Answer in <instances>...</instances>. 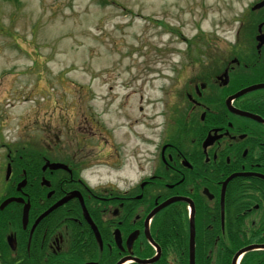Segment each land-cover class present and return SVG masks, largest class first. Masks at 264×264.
I'll use <instances>...</instances> for the list:
<instances>
[{
	"label": "flooded vegetation",
	"instance_id": "flooded-vegetation-1",
	"mask_svg": "<svg viewBox=\"0 0 264 264\" xmlns=\"http://www.w3.org/2000/svg\"><path fill=\"white\" fill-rule=\"evenodd\" d=\"M234 4L240 10L224 25L228 34L199 39L209 46L195 52L205 63L181 90L186 106L177 127L165 126L156 142L147 138L149 148L135 149L132 164L107 163L113 155L103 151L106 163L93 164L74 137L62 140L65 150L48 144L33 157L3 148L0 264H117L157 253L154 264H191V245L195 264L206 257L205 264H264L263 249L250 252L264 247V88L255 89L264 86V0ZM50 133L61 142L60 131ZM99 166L109 169L92 186ZM128 166L139 174L119 189L110 175H126ZM11 197L20 202L5 204Z\"/></svg>",
	"mask_w": 264,
	"mask_h": 264
},
{
	"label": "rangeland",
	"instance_id": "rangeland-1",
	"mask_svg": "<svg viewBox=\"0 0 264 264\" xmlns=\"http://www.w3.org/2000/svg\"><path fill=\"white\" fill-rule=\"evenodd\" d=\"M231 4L0 0V155L4 146L29 157L47 153L48 144L65 150L62 140L74 137L93 164L106 163L102 151L113 155L107 163L132 164L135 149L143 155L149 148L147 138L156 142L165 126L177 127L186 106L181 90L205 63L195 52L209 46L199 39L228 34L224 25L240 10ZM86 125L102 131L85 133ZM51 131L63 134L61 142H52ZM102 136L113 145L102 144ZM127 168L126 175H110L119 189L139 174ZM107 169L93 171L92 186Z\"/></svg>",
	"mask_w": 264,
	"mask_h": 264
},
{
	"label": "water",
	"instance_id": "water-1",
	"mask_svg": "<svg viewBox=\"0 0 264 264\" xmlns=\"http://www.w3.org/2000/svg\"><path fill=\"white\" fill-rule=\"evenodd\" d=\"M260 87H261V86H260ZM241 94H242V93H241ZM51 166H53V165H51ZM175 200H178V199H175ZM175 200H171V201H168L167 203H164L160 208L156 209V210H155V211L149 216V218L152 217V215L155 214L156 212H158L161 208H163V207H165L166 205H168V204L174 202ZM13 201H15V199L8 200L5 204H8V203L13 202ZM27 211H28V210H27ZM27 211H26V214H27ZM93 227H94V226H93ZM94 228H95V227H94ZM95 231H96V228H95ZM192 238H193V235H192ZM252 248H254V247H252ZM242 253H243V251H241L240 253H238V254L236 255L235 258L239 257ZM193 254H194V250H193V247H192V245H191V264H193V261H192V256H193ZM125 261H126V259H123V260L120 261L118 264H124ZM136 261H138V262L141 263V264H150V263L152 262L151 260H149V261H147V260H144V261H142V260H136Z\"/></svg>",
	"mask_w": 264,
	"mask_h": 264
},
{
	"label": "trees",
	"instance_id": "trees-1",
	"mask_svg": "<svg viewBox=\"0 0 264 264\" xmlns=\"http://www.w3.org/2000/svg\"><path fill=\"white\" fill-rule=\"evenodd\" d=\"M179 254H182V251H179ZM186 254H187V252H186ZM205 254H207V253H205ZM255 255V253H250L249 254V256H248V259L250 260L253 256ZM206 255H204V257H205ZM210 262V260H208V258L206 257V260H205V262H204V264L205 263H209ZM158 264V263H157Z\"/></svg>",
	"mask_w": 264,
	"mask_h": 264
}]
</instances>
